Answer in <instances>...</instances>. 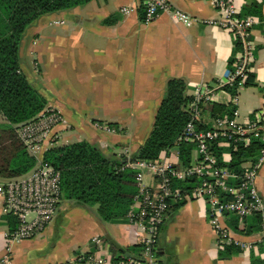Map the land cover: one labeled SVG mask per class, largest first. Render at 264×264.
<instances>
[{
    "label": "crops",
    "instance_id": "0c3cea01",
    "mask_svg": "<svg viewBox=\"0 0 264 264\" xmlns=\"http://www.w3.org/2000/svg\"><path fill=\"white\" fill-rule=\"evenodd\" d=\"M167 1L202 21L217 18L212 0ZM236 1L241 11L252 2ZM253 1L261 6V16L251 31L253 83L236 91L242 122L264 112V0ZM143 3L91 0L42 15L25 30L18 51L20 71L44 98L45 108L58 109L66 121L54 128L55 146L86 142L106 159L124 162L149 137L168 80H182L191 95L195 87L212 85L231 68L239 46L227 31L205 24L184 27L165 13L144 24ZM123 8L130 12L124 14ZM228 98L218 94L207 113L213 116V105L227 110ZM96 122L114 133L96 129ZM220 148L221 160L230 164L229 150ZM256 185L264 203V163ZM10 219L15 221L12 229ZM256 219L224 220L235 239L254 243L251 250L220 248L203 201L172 203L160 231L158 259L162 264H264V245L255 242ZM15 228L16 220L2 212L0 195V264L64 263L92 252L93 237L108 244L113 259L138 258L141 250L136 226L125 220L102 222L96 206L74 201L61 199L53 221L33 239L11 242L8 235Z\"/></svg>",
    "mask_w": 264,
    "mask_h": 264
},
{
    "label": "built area",
    "instance_id": "2783aa9c",
    "mask_svg": "<svg viewBox=\"0 0 264 264\" xmlns=\"http://www.w3.org/2000/svg\"><path fill=\"white\" fill-rule=\"evenodd\" d=\"M216 19L202 21L175 7L167 0H144L143 23H151L161 13L190 27L195 24L215 26L227 31L237 42L239 51L231 68L212 85L201 84L191 93L185 107L188 121L172 148L163 151L160 159L139 160L125 156L120 170L135 172L136 193L125 215V221L136 226L140 233L138 258L113 259L108 244L93 237L94 250L60 264H162L157 256V243L166 213L172 203L201 200L206 206V217L216 235L220 248L232 245L242 252L254 243L235 239L224 220L232 216L240 221L259 218L256 243L264 245V203L257 189L258 172L264 163V112H256L251 120H239L238 88H242L251 73L254 42L251 31L259 23L255 15H242L236 0H212ZM124 14L129 9H122ZM231 89H235L231 92ZM227 95V112L210 116L207 107ZM62 113L56 108H44L34 119L17 126L16 134L27 154L36 164L28 173L0 180L2 212L16 220V228L8 238L11 242L39 236L53 221L61 200V175L43 160V154L56 147L54 128L65 125ZM105 133H114L108 125L93 123ZM248 147L255 143L256 155L247 157L239 170L229 167L216 152V147L229 149L230 144ZM180 145L192 148L187 164L180 160ZM6 259L2 261L5 262Z\"/></svg>",
    "mask_w": 264,
    "mask_h": 264
},
{
    "label": "trees",
    "instance_id": "16d2710c",
    "mask_svg": "<svg viewBox=\"0 0 264 264\" xmlns=\"http://www.w3.org/2000/svg\"><path fill=\"white\" fill-rule=\"evenodd\" d=\"M91 0H0V178L12 179L28 173L36 164L19 141L16 128L34 119L46 105L44 98L30 85L19 67V45L25 30L42 15L83 6ZM242 15L261 16V6L252 0ZM253 83L250 73L244 86ZM235 89H231L234 92ZM180 79H170L155 115L149 137L134 159L154 161L173 147L188 121L185 107L191 100ZM213 115H223L224 107L211 106ZM216 147L221 155L222 149ZM191 146L180 145V160L189 162ZM229 167L239 170L247 157L256 155L255 143L245 147L230 144ZM43 160L61 175V199L96 206L102 222L125 220L136 193L135 172L120 170L121 160L106 159L86 142L56 146L43 154ZM258 220L259 218L256 217ZM256 219V224L258 220ZM15 221L9 220L11 229Z\"/></svg>",
    "mask_w": 264,
    "mask_h": 264
},
{
    "label": "rangeland",
    "instance_id": "374dc122",
    "mask_svg": "<svg viewBox=\"0 0 264 264\" xmlns=\"http://www.w3.org/2000/svg\"><path fill=\"white\" fill-rule=\"evenodd\" d=\"M0 121H1V117H0Z\"/></svg>",
    "mask_w": 264,
    "mask_h": 264
}]
</instances>
